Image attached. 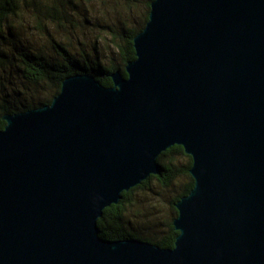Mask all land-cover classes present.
<instances>
[{
    "label": "water",
    "instance_id": "water-1",
    "mask_svg": "<svg viewBox=\"0 0 264 264\" xmlns=\"http://www.w3.org/2000/svg\"><path fill=\"white\" fill-rule=\"evenodd\" d=\"M106 87L65 79L0 130V264H264V0H154ZM182 146L174 248L98 221Z\"/></svg>",
    "mask_w": 264,
    "mask_h": 264
},
{
    "label": "trees",
    "instance_id": "trees-1",
    "mask_svg": "<svg viewBox=\"0 0 264 264\" xmlns=\"http://www.w3.org/2000/svg\"><path fill=\"white\" fill-rule=\"evenodd\" d=\"M153 1H145L138 21L133 17L137 0H0V130L6 126L5 115L50 105L69 77L90 74L106 87L113 86L111 74L117 71L127 77L125 68L136 59L134 39L146 27ZM113 14L120 17H110ZM104 46L116 56H102ZM158 162V175L124 192L118 205L104 211L98 221L102 238H137L174 248L179 235L173 225L175 205L194 188L193 158L176 145ZM154 181L164 190H175L172 215L162 233L139 234L129 228L141 213L135 210L137 193L150 191Z\"/></svg>",
    "mask_w": 264,
    "mask_h": 264
},
{
    "label": "rangeland",
    "instance_id": "rangeland-1",
    "mask_svg": "<svg viewBox=\"0 0 264 264\" xmlns=\"http://www.w3.org/2000/svg\"><path fill=\"white\" fill-rule=\"evenodd\" d=\"M146 0H137V9L133 13L134 20L140 21ZM107 17V16H104ZM104 17H99L100 19ZM110 17H120L113 14ZM127 17V16H123ZM133 20V21H134ZM95 39V36H92ZM89 40V39H88ZM102 45V44H101ZM106 47L101 48V55L116 56L113 49L108 50ZM106 63V62H105ZM110 64V62H107ZM118 63V60L116 61ZM175 196V190H164L155 181L151 183L150 191H139L137 193L138 204L135 210H140V215L133 217L135 220L129 225L130 230L139 234L158 235L163 232L164 223L171 218L172 212L170 209V201ZM152 227V230L150 231Z\"/></svg>",
    "mask_w": 264,
    "mask_h": 264
}]
</instances>
